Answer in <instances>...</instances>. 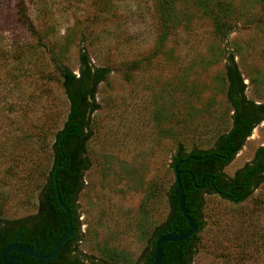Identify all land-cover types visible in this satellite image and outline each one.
<instances>
[{
    "label": "rangeland",
    "instance_id": "obj_1",
    "mask_svg": "<svg viewBox=\"0 0 264 264\" xmlns=\"http://www.w3.org/2000/svg\"><path fill=\"white\" fill-rule=\"evenodd\" d=\"M18 1L0 0V220L36 214L68 113L50 54L21 23ZM159 1L24 0L57 63L77 75L85 54L109 72L97 87L77 200L79 256L97 259L87 262L141 264L168 214L174 154L207 151L230 129L229 56L247 99L264 105V0H173L166 24ZM263 144L264 122L223 174L232 178ZM203 199L191 264H264V184L238 205Z\"/></svg>",
    "mask_w": 264,
    "mask_h": 264
},
{
    "label": "trees",
    "instance_id": "obj_2",
    "mask_svg": "<svg viewBox=\"0 0 264 264\" xmlns=\"http://www.w3.org/2000/svg\"><path fill=\"white\" fill-rule=\"evenodd\" d=\"M160 18L165 24L169 21L175 8L173 0L159 1ZM17 15L21 23L36 40L37 46L47 49L61 80V89L68 104V113L62 128L53 136L50 146L51 165L44 184L39 188L36 200V214L16 220H0V251L11 246L19 239V246L31 251L38 248L43 256L49 255L56 244L68 235L67 216L58 205L56 189L61 203L67 208L71 217L73 234L78 233L80 241V223L77 200L83 190L84 174L89 169L87 143L91 138V117L99 109L95 101L96 91L109 72L93 66L89 57L80 54L78 74L57 63L52 50H49L35 32L29 21L24 0L17 4ZM218 25V29L223 28ZM174 27V26H173ZM227 83L226 100L230 106V129L217 137L207 151L192 150L185 154L180 148L172 158L171 169L188 171L194 176L195 184L188 174L180 175L185 211L196 225V232L188 240L178 243H166L162 246V264H191L197 247V235L203 231L204 195L216 194L232 204L238 205L252 196L254 191L264 184V144L259 147L252 160L238 169L232 178L223 174L225 166L233 160L242 149L252 131L264 122V105L256 104L245 96L246 85L234 61L229 56L225 67ZM193 157L200 161L189 159ZM188 159L185 164L180 162ZM207 177L201 186L202 178ZM38 188V187H37ZM168 214L165 220L152 231L148 248L142 254L141 264H153L155 243L166 234L184 235L189 227L183 219L178 203L175 179L167 195ZM3 234L6 236L3 237ZM76 237V236H75ZM73 238H70L72 240ZM60 247L55 256L60 255L67 245ZM78 251V249H77ZM79 255V253H78ZM25 258V256H21ZM1 261V260H0ZM62 260H18L19 264H60ZM87 260H67L64 264H83ZM90 264H100L89 262Z\"/></svg>",
    "mask_w": 264,
    "mask_h": 264
},
{
    "label": "water",
    "instance_id": "obj_3",
    "mask_svg": "<svg viewBox=\"0 0 264 264\" xmlns=\"http://www.w3.org/2000/svg\"><path fill=\"white\" fill-rule=\"evenodd\" d=\"M189 159L193 160V161H200V159H195L193 157H190ZM188 161V159L180 162L179 164H185ZM177 165L175 166V175H174V179H175V184H176V189H177V193H178V203H179V210L180 213L183 217V219L185 220V222L187 223L188 227H189V231L181 236H178L176 234H166L162 237H160L157 242L155 243V257H154V261L153 264H162V258H163V254H162V246L166 243H178V242H183L188 240L193 234H195L196 232V225L194 223V221L188 216V214L185 211V205H184V197H183V191H182V187H181V183H180V175L181 174H188L191 177V180L193 182V184H195V180H194V176L188 172V171H176ZM209 178L210 181H213L212 177L206 176L204 178H202L201 180V186L204 183V179L205 178ZM56 198H57V202L58 205L62 208V210L65 212L66 216H67V226H68V235L63 237L54 247L53 251L47 255V256H43L38 249H36L35 251H31L29 249H25L22 247H19L18 244L15 242L13 245L7 247L6 249H4L1 253V258H2V264H15L12 260H6V255L9 252H17L23 256L26 257H30L33 259H36L38 261H49L50 259H52L58 252V250L60 249V247L67 241L70 239V237L73 234V229L71 226V217H70V213L67 210V208L61 203L57 189H56ZM201 237V233H199L196 237V239Z\"/></svg>",
    "mask_w": 264,
    "mask_h": 264
},
{
    "label": "flooded vegetation",
    "instance_id": "obj_4",
    "mask_svg": "<svg viewBox=\"0 0 264 264\" xmlns=\"http://www.w3.org/2000/svg\"><path fill=\"white\" fill-rule=\"evenodd\" d=\"M77 235H78L77 232H76V235L72 234V236L70 238H73V239L70 240V241L67 240L68 243L64 247V249L61 251L60 255L54 256L50 260H62L60 264H64V262H67V260H97V259H94V258H91V257H85V256H79L78 255V251H77V249H78ZM3 237L5 238L6 236L3 234ZM15 242L18 244L19 243V239H17ZM18 246H19V244H18ZM7 247H9V246H7ZM19 247H21V246H19ZM6 248H4V249H6ZM2 251H0V260H2V258H1ZM20 255L21 254H19L17 252H9L6 255V260H12L15 264H19L18 260H29V259L30 260H36V259L30 258V257H26V256H25L26 259H24V258H21ZM21 256H23V255H21ZM82 262H83V264H90L87 261H82ZM0 264H2V261H0Z\"/></svg>",
    "mask_w": 264,
    "mask_h": 264
}]
</instances>
